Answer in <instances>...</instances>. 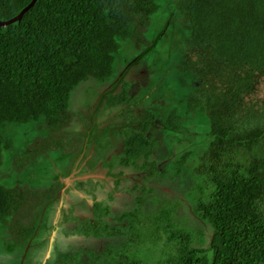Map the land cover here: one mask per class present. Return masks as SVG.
Here are the masks:
<instances>
[{"label": "trees", "instance_id": "obj_1", "mask_svg": "<svg viewBox=\"0 0 264 264\" xmlns=\"http://www.w3.org/2000/svg\"><path fill=\"white\" fill-rule=\"evenodd\" d=\"M172 1L177 12L187 17L190 29L186 42L198 53L200 69L195 77L199 83L184 112L190 115L197 108L207 121L205 148L195 157L201 180L194 185L193 212L210 231L205 238L201 229L194 232L176 225L171 215L174 207L160 204L149 219L154 230L149 243L155 244L159 238L156 230L164 233L155 264H264V95L256 96L254 90L257 77H264V0ZM29 2L0 0V20L14 17ZM158 7L155 0H35L19 20L0 26V128L10 124L15 133H0V162L2 149L10 148L11 142L14 146L13 138L29 124L45 130V135L41 131L36 134L38 139L39 135L46 140L56 133V144L68 148L62 130L70 124V93L88 78H109L115 70L120 41L136 43L144 38ZM128 86L124 82L120 93H107L111 99L104 98L106 104L131 102ZM153 114L142 118L146 125L135 137L126 135L121 160L141 169L150 167L149 174L155 166L151 153L154 138L145 134ZM182 118L171 113L162 127L179 132ZM171 135L166 137L174 138ZM71 136H67L69 140ZM75 140L78 143L80 139ZM253 147L260 148L262 156L249 160L246 153ZM189 152L179 153L171 161H179L174 163L175 171L189 163ZM17 156L21 161L17 167H24V155ZM58 185L52 183L39 193L29 186L0 185V225L9 226L8 218L18 216L13 240L20 252L30 240L27 256L37 245H45L37 243L44 234L47 208L42 213L39 208L52 199ZM31 205L37 209L29 214ZM129 223L126 228L139 229L133 220ZM85 227L82 236L92 229ZM123 228L113 227V236L124 234ZM103 230L106 233L107 228ZM127 236L131 250L137 246V233ZM98 259L106 264L97 256L92 262ZM28 261L29 257L26 264ZM107 262L146 264L134 251L124 249Z\"/></svg>", "mask_w": 264, "mask_h": 264}, {"label": "rangeland", "instance_id": "obj_2", "mask_svg": "<svg viewBox=\"0 0 264 264\" xmlns=\"http://www.w3.org/2000/svg\"><path fill=\"white\" fill-rule=\"evenodd\" d=\"M155 1L159 7L155 12V16L153 15L154 19H152V22L156 31H159L161 34V39L158 42L157 39L153 38L142 40V46H139L138 50L142 51V54H144V57L147 56V59L135 68L140 71L131 72L130 78H126L129 77V71L125 69V66L119 65L124 59H121L120 55L117 54L115 66L119 68L114 70L113 76L109 77L110 81H106V84L102 88L103 83H95L93 81H97L96 79L88 78L89 82H81L70 93L69 107L72 113L69 122H74L73 126L75 130L70 127L62 130L65 137L73 135L75 132L77 133L86 129L87 124L93 120L90 124V130L94 126L93 136L97 145L96 149H94L95 152L93 151L91 156H95V161H97L105 154L106 150H112V152L114 150L113 146L107 147L102 144V138L105 135L112 131V137L104 139V143L110 145L113 141L121 143V140L125 139L126 134H128V137H135L140 132V128L146 125L142 118L148 117L149 112H152L154 113V119L151 122V127H149L146 134L144 133L147 138H154L152 141L154 142V146L151 149V153L155 159V166L152 174L148 173L150 167L141 169L128 165L132 171L137 173L136 179L138 184H130V186L123 189L119 187L115 189L114 185L111 186L114 191L122 192L119 200L123 201L120 203L123 207L119 208V210L121 209V212L122 209L126 211L122 216L120 215L121 212L117 214L113 208H107L105 202L94 203L93 219L97 218L100 220L98 221L100 225L104 223L105 210L108 215L106 218V223L108 224L106 230L107 236L104 238H95L101 236L98 234V231L105 228L102 225H98L96 229H91L87 236L81 235L84 234L85 225L93 221L91 217L89 220H86L83 218L84 216H70L62 211H59L60 214H56L55 209L58 207L57 202L60 203L59 199L52 200L51 204H46L48 207L46 215H44L46 216L44 222L48 221V218L52 222L48 223L43 229L44 234L37 244L43 241L47 242L45 246L35 245L36 247L32 252V260H30L29 264H103L99 259L92 262L94 256L100 257L106 264H110L107 260L120 249H124L126 252L134 251L137 259L146 262V264H155L162 248L164 233L161 229L156 230L155 234L159 238L155 244L149 243L151 235L154 234L151 224L149 225V219L158 208L162 207L160 204L163 203L169 207L170 205L174 207L171 215L172 221L176 225L190 228L194 232L201 229L205 238L209 235L210 230L206 222L198 220V217L193 212L197 194L194 185L201 180L200 174L195 170L197 166L195 157L200 155L205 148L203 134L208 128L207 121L204 114L197 110V108L190 115L184 112L186 103L192 100L191 92L195 91L199 83L192 74L193 70L198 71L200 69L198 65V53L195 47L189 48L186 44L185 38L190 26L187 18L177 12L174 1ZM145 35L148 37V32ZM157 53H159V57L157 62H155ZM154 63L157 64L155 71L153 67ZM123 80H128L127 93L132 101L124 102L119 108L112 110L104 101L111 99L110 94L107 93L119 91ZM256 89V96L264 95L263 76L257 77V85L254 90ZM203 94L201 93L202 96H204ZM254 98L252 97V99ZM106 110L109 112L110 117L117 118L119 122L111 124L108 118L107 122L110 123L103 125L101 114ZM131 113L133 114V120L131 119ZM171 113L183 117L182 120H179L181 125V128L178 130L179 132H168L162 127L163 120ZM38 126V124H29L23 133H17L18 137L13 138L16 142L14 146L13 142H11L10 148L6 150L2 149L0 185L8 188L15 186L27 188L29 186V189L36 193H39L43 188L45 190L48 189V185L51 183V175H53V166L47 158H43L42 161L36 159L35 152L37 150L41 151V149H59L63 145L60 144L59 146L56 144L57 140L54 138L57 135L56 133L44 140L45 130L39 129ZM13 130L10 124H6L0 128V133L2 135L9 133L10 136H14ZM39 131L44 134L42 138L39 135L40 140L36 137ZM169 133L174 134L173 136L171 135L174 138L166 137V134ZM66 143L70 149L76 147L75 139L67 140ZM87 145H89V140ZM120 151L115 150L114 155L119 154ZM188 151H190L189 163L183 165L179 171H175L174 163L178 165L179 161L175 160L174 163L171 161L178 158L177 154L179 156V153H188ZM59 152L57 151L56 155ZM19 154H24L25 158L24 167L21 166L20 168L16 164L17 162H21L17 156ZM45 154L51 155L50 152ZM260 156H262L260 148L253 147L250 153H246V157L249 160ZM26 157L31 158L26 160ZM138 161H141V158ZM58 168L59 166H57ZM58 194L60 195L61 192ZM109 197L110 193H108ZM138 198L139 201L137 200ZM105 199L103 197L102 201H105ZM29 202H33V198H30ZM262 202L264 204V198ZM32 206L28 209L29 214L33 211L35 212L37 209L36 206L31 208ZM39 209H41L42 213L43 209L41 207ZM8 219L9 226L0 225V264H22L24 256L22 255L21 257L22 252H20L19 246L14 244L12 231L14 230L13 225L20 219L14 215H11ZM41 219L40 215L35 226L36 228L40 226ZM132 220L139 229L126 228V224H131L129 222ZM118 224H123L124 234L113 236L112 226ZM95 225L96 223L94 222V227ZM76 227L77 229H75ZM96 230L98 231L95 232ZM73 231L77 234L76 238ZM134 231L137 233L138 237L136 236V241L138 243L136 247H132L130 250L127 247L131 246V240L128 239L127 235H129V232L133 233ZM68 237H73L71 238L72 244L63 242L67 241ZM58 240L61 241V249H58ZM53 244L56 248L55 251L51 252L50 249L52 248L49 247L50 245L53 246ZM108 249L112 251L110 254L107 252ZM91 251H94V255L90 254Z\"/></svg>", "mask_w": 264, "mask_h": 264}, {"label": "flooded vegetation", "instance_id": "obj_3", "mask_svg": "<svg viewBox=\"0 0 264 264\" xmlns=\"http://www.w3.org/2000/svg\"><path fill=\"white\" fill-rule=\"evenodd\" d=\"M126 78H129V77H126ZM121 86L119 88V91L114 92L112 94L120 93L121 92ZM123 103L124 102H120V103H117L115 105H107V104L106 105L113 110L115 108H119ZM101 116H102L101 122H103L102 123L103 125H108L110 122H111V124L119 122V120L117 118L110 117L109 112L107 110L105 112H103L101 114ZM131 116H132L131 119L133 120V114L132 113H131ZM103 117H106V118H103ZM102 118H103V120H102ZM108 118H109L110 122H107ZM92 122H93V120H91L88 123V127H91L90 124ZM91 130L93 133L94 126L92 127ZM111 132H109L107 134V137L108 136L112 137ZM81 140H82V138L80 137V142L77 145L79 147V150H81L82 145H83V141H81ZM102 140H103V142H102L103 145H106L107 147H109V146L114 147L113 152H112V150H108V151L106 150L105 154L102 157H100L97 161H95V156H91L89 158H86L85 160L83 159L82 161H84V164L82 166H81L82 162H80L79 164H77V163L71 164L69 167V169H71V170L68 173V175H70V177H71L70 179H73L72 184H74V186H72V185H71L72 187L66 186V188H64V190L62 191L63 194L61 193L60 195H56V191H55V193L52 197V199H59L62 196L61 203L57 202L58 207L56 208L57 210L55 209L56 214H60L59 211H62L66 215H70V216H75V215L84 216L83 218L86 220H89L91 217L93 221L92 222L90 221L87 224V226H90L92 229L97 228L98 225H100L98 223V221H100V220H98L97 218L93 219V217H94L93 205L95 203L96 198H98V197L100 198V196L102 198L103 197L106 198L105 201H102V198H101L99 201H96V202H105V204L107 205V208H109V209L113 208L114 212L119 214L121 212V209L119 210V208L123 207V205L120 204L123 201L119 200L122 192L119 193V192L114 191L111 188V186L114 185L115 189H116V187L123 189V188H127L128 186H130L131 183L138 184L137 183L138 181L136 179L137 173L132 171L130 169V167H128V165H125V164H123V162H121L122 156L124 155L123 151L121 150L119 154L114 155L115 150H117L119 152L122 143H116L113 141L110 145V144L104 143V137L102 138ZM91 142H92V140L90 141V143ZM98 143L101 144L100 142H98ZM96 145L97 144L94 143V149H96L95 148ZM89 150H91V148ZM94 152H95V150H94ZM129 165L134 167V165H132V164H129ZM77 166L79 167V169H76ZM118 166H120V167L118 168ZM63 167H65V166H63ZM49 168H51V167H49ZM54 168L52 170L53 175H51L53 178L52 180H54L56 178V175H57L56 172L54 171ZM105 171H107V173H106L107 176L103 175V173ZM46 172H48V171L46 170ZM89 175H98L100 177L103 176L104 178H107V179L102 180L100 178L101 180H99V179L97 180V179H95V177H92ZM132 179L134 180L133 182H131ZM62 188H63V186H62ZM108 193H110L109 198H108ZM91 198L93 200V203L90 202V200H89ZM46 204H51V201H48L47 203L43 204V206H42L43 211L48 207V205H46ZM109 209H107V210H109ZM124 212H126V211H124L122 209V212L120 215L122 216ZM105 214L106 215L104 216L105 218L103 220L104 223L101 225L107 228L108 224L106 223V218L108 215H107L106 210H105ZM50 222H52V220L48 218V221L46 220L44 222L43 229ZM94 222L96 223L95 227H94ZM91 223H92V225H90ZM116 226L123 227V224H118L115 226L113 225L112 227H116ZM100 230H101V234H100L101 236L98 238L106 237L107 235L105 232H103L104 230L103 229H100ZM73 234L76 238L77 234L75 233V231H73ZM114 235L116 236V234H114ZM71 238H73V237H68L67 241H63V242L64 243L69 242L72 244ZM58 245H59L58 249H61V241H59V240H58ZM30 260H31V258H30Z\"/></svg>", "mask_w": 264, "mask_h": 264}, {"label": "clouds", "instance_id": "obj_4", "mask_svg": "<svg viewBox=\"0 0 264 264\" xmlns=\"http://www.w3.org/2000/svg\"><path fill=\"white\" fill-rule=\"evenodd\" d=\"M158 10V9H157ZM186 17V16H185ZM187 18V17H186ZM153 25H151V26H149L148 27V29L146 30V31H144L143 32V37L144 38H142L139 42H136V43H132V42H130V41H120V47H119V49H118V54L120 55V57H121V59H124V60H122L121 61V63H119V65H121V66H125L126 68V70H128L129 71V78H130V74H131V72L132 73H135V72H139L140 70H138V69H135L139 64H141L142 62H144L146 59H147V56L146 57H144V54H142L143 52L142 51H139L138 50V48H139V46H142L141 45V42H142V40L143 39H145V38H147V39H157V42L161 39L160 38V36H161V34L159 33V31L157 32L156 31V28L155 27H152ZM146 32H148V37L145 35V33ZM152 32V33H151ZM157 32V34H156V36H155V33ZM185 40H186V38H185ZM186 44L188 45V47L189 48H192V46H190L189 45V43L188 42H186ZM123 48V49H122ZM194 50V49H193ZM147 52V51H146ZM158 57H159V53H157V55H156V58H155V62H157V60H158ZM115 62H116V59H115ZM153 67H154V71H155V69L157 68V64L156 63H154L153 64ZM117 68H119V67H116L115 66V69H117ZM153 71V72H154ZM197 71L196 70H193V76H195V73H196ZM155 74V73H154ZM113 75H111L110 76V78L112 77ZM155 76H156V74H155ZM128 78V79H129ZM86 82H89L87 79L85 80ZM106 81H110V79L109 78H107V79H104V80H102V81H93V82H98V83H103V85L104 84H106ZM124 82H127L128 83V80H123L122 81V84L124 83ZM81 83V82H80ZM79 83V84H80ZM79 84L77 85V86H79ZM121 84V85H122ZM129 84V83H128ZM134 84V83H133ZM121 90H122V86H121ZM72 93V92H71ZM109 93H111V92H109ZM105 94V93H104ZM103 94V95H104ZM105 102V101H104ZM106 104V103H105ZM90 134H92V133H82V134H80V135H90ZM128 135V134H127ZM130 135V134H129ZM73 137H71L70 138V140H73V139H75V137H74V135H72ZM68 137L66 136V139H67ZM69 140V139H68ZM77 143V142H76ZM78 143L76 144V147H74V148H72V149H70L69 147H68V150H70V151H74V150H76L77 148H78ZM123 152H124V150H122ZM53 166L56 168V165L55 164H53ZM53 167V168H54ZM89 176H93V175H89ZM71 177L70 176H68L67 178H63V181H60V180H57V179H54V180H50L51 181V183L50 184H52V183H59V185L56 187V195H59L58 193L59 192H61L62 193V191L64 190V188H66V186L67 185H69L71 182H72V180L73 179H70ZM49 184V185H50ZM48 185V186H49ZM62 186H63V188H62ZM42 187V186H41ZM62 189V190H61ZM57 198V197H56ZM52 200H55V199H52ZM93 236V235H92ZM116 236H120V235H116ZM96 239L98 238V237H95ZM44 243H45V245H46V242L47 241H43ZM54 242V241H53ZM52 242V243H53ZM42 243V242H41ZM51 243V244H52ZM42 245V244H41ZM44 245V244H43ZM44 245V246H45ZM43 246V247H44ZM25 247V246H24ZM29 247H30V242H29V246H28V248H27V250H26V252L23 254V249H22V253H21V257H22V255L24 256V258H23V262H22V264H26V260H28V257H29V261H28V264L30 263V258H32V255L30 256V255H26L27 254V251H28V249H29ZM49 248H52V249H50L51 250V252H53V251H55V246H54V244H53V246H51L50 245V247ZM34 251V250H33ZM93 252L94 251H91L90 252V254L91 255H94L93 254ZM39 255V254H38ZM32 260V259H31Z\"/></svg>", "mask_w": 264, "mask_h": 264}, {"label": "crops", "instance_id": "obj_5", "mask_svg": "<svg viewBox=\"0 0 264 264\" xmlns=\"http://www.w3.org/2000/svg\"><path fill=\"white\" fill-rule=\"evenodd\" d=\"M104 85H102L101 86V88L103 87ZM105 88H107V87H105ZM72 120H73V117H72ZM74 122L72 123H70L68 126H66V127H70V128H74ZM74 130H75V128H74ZM82 133H92V130H90V127H88V124H87V126H86V129H84V130H82V131H78L77 133L75 132L73 135H74V137L76 138V137H79V139H80V137L82 138V140L81 141H83V145H82V148H81V150H79V147L76 149V150H74V151H70V150H68V148H66L65 150L63 149V148H59V149H55V148H53V149H46V150H43V151H41V152H39L38 153V155H35L36 156V159H40L41 161H42V159L43 158H47V159H49L50 161H51V165L53 166V164H55V165H57V166H59V168L57 169V166H56V168H54V171L56 172V178L55 179H57V180H60V181H63V178H67L68 176H70V175H68V173L70 172V170L71 169H69V167H70V165L71 164H73V163H77V164H79L80 162H82V164H81V166L84 164V161H82L83 159L85 160L86 158H89V157H91V153L94 151V143H95V137L93 136V133L92 134H90V135H80V134H82ZM127 135V134H126ZM126 135H125V139H123V141L121 140V148H120V150H124V145H125V142H126ZM108 137H110V136H108ZM107 137V135H105L104 136V139H106V138H108ZM67 140H68V138H67ZM88 140H89V143H90V141L92 140V142L89 144V145H87L86 143L88 142ZM80 142V140L78 141V143ZM91 148V150H89ZM93 149V150H92ZM57 151H60L57 155H56V152ZM48 152H50L51 153V155H47V154H45V153H48ZM31 153V152H30ZM29 153V154H30ZM20 155V154H19ZM21 155H24V154H21ZM65 165H64V164ZM76 164V165H77ZM63 166H65V167H63ZM80 166V167H81ZM76 169H79V167L77 166L76 167ZM108 170V169H107ZM92 172V171H91ZM106 173H107V171H105L104 173H103V175H106ZM46 175V174H45ZM107 176V175H106ZM92 177H95V179H99V180H106L107 178H104L103 176L102 177H100V176H98V175H93ZM91 177V178H92ZM101 178V179H100ZM53 178H52V176H51V179L50 180H52ZM134 180L132 179L131 180V182H133ZM131 184H133V183H131ZM74 186V184H72V182L69 184V185H67V187H69V186ZM71 186V187H72ZM44 189V188H43ZM63 194V193H62ZM95 198V197H94ZM102 197L100 196V198L98 197V198H96V200H95V203H96V201H99L100 199H101ZM59 200H60V203H61V201H62V196H61V198H59ZM90 200V202H92L93 203V200H92V198L91 199H89ZM50 201H52V200H50ZM20 248V247H19ZM21 249V248H20Z\"/></svg>", "mask_w": 264, "mask_h": 264}, {"label": "water", "instance_id": "obj_6", "mask_svg": "<svg viewBox=\"0 0 264 264\" xmlns=\"http://www.w3.org/2000/svg\"><path fill=\"white\" fill-rule=\"evenodd\" d=\"M35 2V0H30V2L25 6L23 7L19 13L17 15H15L14 17L8 19V20H0V26H4V25H7V24H10V23H13L17 20H19L21 18V16L23 15V13H25V11ZM62 190V189H61ZM29 242L30 240H28V242L26 243L24 249H23V254L26 252L28 246H29Z\"/></svg>", "mask_w": 264, "mask_h": 264}]
</instances>
